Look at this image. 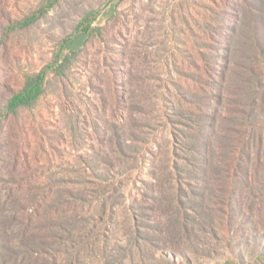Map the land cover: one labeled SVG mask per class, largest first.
I'll return each instance as SVG.
<instances>
[{
    "label": "rangeland",
    "instance_id": "374dc122",
    "mask_svg": "<svg viewBox=\"0 0 264 264\" xmlns=\"http://www.w3.org/2000/svg\"><path fill=\"white\" fill-rule=\"evenodd\" d=\"M259 9L264 0H0V226L14 238L12 210L22 217L42 196V239L62 244L33 264H264V197L244 191L240 225L223 191L220 141L238 129L243 81L214 85L228 55L234 77L264 66L249 47L253 29L264 33ZM36 85L39 96L6 109ZM206 114L213 132H196ZM255 172L264 181V165Z\"/></svg>",
    "mask_w": 264,
    "mask_h": 264
},
{
    "label": "trees",
    "instance_id": "16d2710c",
    "mask_svg": "<svg viewBox=\"0 0 264 264\" xmlns=\"http://www.w3.org/2000/svg\"><path fill=\"white\" fill-rule=\"evenodd\" d=\"M259 11L264 14V9H259ZM262 16L261 18L263 19ZM261 30V28L253 29L257 38H252L253 41L249 44V47L251 46L253 51L257 54H263L264 56V33H262ZM234 32L237 33L236 31ZM261 62H264V58L261 59ZM218 65L220 69L217 72L218 79L214 81V85L222 91L227 85L230 86V83L238 81L239 79L243 81L240 94L244 99L242 98L240 101L241 106L236 109H230L231 111L235 110L236 115L234 114V116L240 121L237 124L238 129H235V135L232 136L234 137L233 139L232 137L225 138L222 136L220 141L223 152L221 155L222 162L224 163V166H222L224 168L222 171L224 174H222V176L227 177L223 180V191L224 194H226V198H228V206L235 212L234 216H236V223L241 225L247 224L248 222L245 209L240 204V198H242L244 191L247 190L252 198L264 197V181L255 176L258 173L255 171L259 169V166L264 165V66L258 61L256 68L252 65L245 66V68H248V70L250 69V71L246 70L239 76L234 77L239 71L233 67V61L229 55L223 57ZM207 82L210 83L211 81L207 80ZM39 88L40 85H36V89L27 91L26 86L22 94L18 95L16 99H11L7 103L6 109L8 111H15L16 105L19 103L22 96H24L25 100L31 99L30 95L36 92L37 96H39ZM205 99L206 106L216 111V105H213L211 102H216L217 100L221 102L220 96L217 95V99H215L213 95H210L205 97ZM213 117L214 116L210 114L204 115V118H206L204 119L205 121H201V124H198V121H193L195 127L192 128L196 132H200L205 126L207 127L206 130H208L209 127L210 131L214 125L213 121H211ZM211 131L213 132V129ZM191 137L196 139L197 135ZM209 140L211 139L209 138ZM209 140L207 139L204 141L205 143L207 142L204 147V154L207 152L208 154L201 160V162L204 163V166L201 167L203 172L202 180L204 182L205 177L210 172L211 164H213L209 153L213 150L214 145L213 140ZM185 149L193 150V148L189 146H186ZM195 161H200V159H194V162ZM252 170L255 172L254 175L252 174ZM239 171L242 174L241 182L243 185L238 188L235 185L234 178L238 176ZM26 202L28 203L24 204L22 207L24 210L22 217L19 216L17 208H14L11 212L13 224H18L15 229H13L14 238L10 236V239H8L9 237L7 238L5 231L2 230L0 226V264L3 263L1 258L2 256L5 258V255L6 257L8 256L7 259L10 261V264H23L25 261H27L28 264H33L41 255L49 252H57L58 254L61 250L60 248H62V244L55 247L52 245L49 246L51 241L50 238H47L48 241L46 240V242L42 239L43 236L40 233L41 229L39 228V224L43 221L40 208L43 206L44 198L42 196L33 195L26 199ZM235 202L238 208L234 207ZM231 218L234 217L231 216ZM69 231L71 232V229H69ZM15 239L18 240L14 242ZM46 244H48L47 248ZM37 249H42V252L36 251ZM20 252L22 253L21 258H19ZM53 257H55V253Z\"/></svg>",
    "mask_w": 264,
    "mask_h": 264
}]
</instances>
